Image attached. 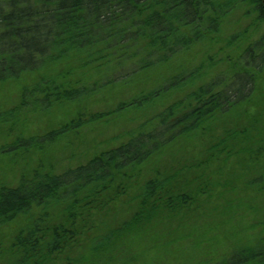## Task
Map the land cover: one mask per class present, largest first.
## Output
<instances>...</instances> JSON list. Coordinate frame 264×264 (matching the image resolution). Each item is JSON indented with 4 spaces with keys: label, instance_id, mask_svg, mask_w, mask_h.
<instances>
[{
    "label": "trees",
    "instance_id": "1",
    "mask_svg": "<svg viewBox=\"0 0 264 264\" xmlns=\"http://www.w3.org/2000/svg\"><path fill=\"white\" fill-rule=\"evenodd\" d=\"M240 5L261 30L246 44L226 78L212 79L192 93V105L162 111L150 128L140 127L123 144L77 167L60 174L35 169L22 174L15 186L0 185V264H135L116 257L126 240L148 233L155 236L161 226L160 233L176 218L184 220L197 210L205 192L193 190L188 166L153 171L150 176L152 170L138 172L178 139L203 126L211 130L216 121L237 115L259 93V74L264 70V0H0V83L43 71L29 87L21 88L18 105L7 113L10 121L22 109L47 112L102 88L131 83L206 33L216 32L223 15ZM73 53L86 66L105 68L96 73L90 87L69 86L64 77L45 72ZM142 98L128 105L139 106ZM5 118L1 122H8ZM72 126L70 122L28 137L19 130L5 149L9 153L41 149ZM226 135L212 148L221 147L211 153L212 163L228 160L221 157L229 152L223 144L237 140L236 132ZM241 135L240 146L249 139ZM237 151L234 155H251L249 149ZM138 176L141 182L136 181ZM124 193H130L126 203L119 201ZM112 210L121 213L104 219ZM259 228L263 237L257 243L238 245L213 263L195 264H264V213ZM80 248L87 252L81 261L68 257Z\"/></svg>",
    "mask_w": 264,
    "mask_h": 264
},
{
    "label": "rangeland",
    "instance_id": "2",
    "mask_svg": "<svg viewBox=\"0 0 264 264\" xmlns=\"http://www.w3.org/2000/svg\"><path fill=\"white\" fill-rule=\"evenodd\" d=\"M246 10L244 5L229 10L216 32L206 33L181 54L139 74L131 83L102 88L80 101L62 103L47 112L22 109L13 114L12 121L7 114L18 105L21 88L29 87L43 71L1 82L0 185L15 186L22 174L35 169L60 174L77 167L93 155L123 144L140 127L150 128L162 111L192 105V93L212 79L226 78L238 65L246 44L257 38L262 26L258 27ZM74 55L54 62L45 72L64 77L62 80L69 86L90 87L98 77L96 73L105 68L98 64L86 66L82 57ZM259 75V93L237 115L216 121L211 130L203 126L178 139L141 168L138 173L152 170L150 176L153 171L188 166L192 169L193 190L201 188L205 192L197 201V210L184 220L176 218L160 233L161 226L155 231L159 235L148 233L127 239L116 257L131 259L135 264H195L202 260L213 263L236 246L251 245L263 237L259 221L264 213V70ZM134 98H142L139 106L128 105ZM122 103L127 106L117 110ZM4 118L8 122H1ZM70 122V130L41 149H28L25 153H9L5 149L19 130H24L25 137L40 136ZM231 132H236L238 142L223 144L229 152H221V157L228 160L212 163L211 153L221 147L212 148ZM241 132L249 136L242 146ZM240 148L251 150V155H234ZM137 178L141 182V176ZM129 194L124 193L119 201L126 203ZM120 213L112 210L104 219H115ZM86 254L80 248L68 257L81 261Z\"/></svg>",
    "mask_w": 264,
    "mask_h": 264
}]
</instances>
